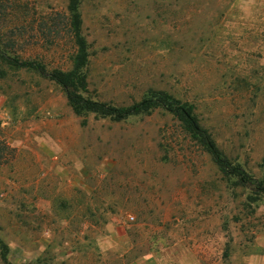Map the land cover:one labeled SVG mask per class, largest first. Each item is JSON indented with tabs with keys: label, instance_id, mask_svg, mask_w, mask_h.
<instances>
[{
	"label": "rangeland",
	"instance_id": "rangeland-1",
	"mask_svg": "<svg viewBox=\"0 0 264 264\" xmlns=\"http://www.w3.org/2000/svg\"><path fill=\"white\" fill-rule=\"evenodd\" d=\"M68 1L0 0L3 52L70 70ZM79 14L89 98L164 92L264 182V0H80ZM0 241V264H264V196L168 113L76 117L55 83L0 61Z\"/></svg>",
	"mask_w": 264,
	"mask_h": 264
},
{
	"label": "trees",
	"instance_id": "trees-1",
	"mask_svg": "<svg viewBox=\"0 0 264 264\" xmlns=\"http://www.w3.org/2000/svg\"><path fill=\"white\" fill-rule=\"evenodd\" d=\"M80 0H69L66 21L74 45L71 56V68L68 71L48 70L42 63L22 61L3 52L0 37V61L10 68L35 72L39 76L55 83L63 91L67 104L76 117L85 118L94 115L98 119H109L122 122L134 116L145 115L156 110L164 111L174 117L199 147L212 158L222 177L233 180L237 187L251 190L255 196H264V182L250 177L239 165L230 162L218 149L209 134L199 124L193 107L181 104L180 101L164 92H150L141 101L126 107H117L88 97V86L85 70L89 63L88 46L81 35L82 21L79 14ZM1 36V35H0ZM7 247L0 241V257L6 262Z\"/></svg>",
	"mask_w": 264,
	"mask_h": 264
},
{
	"label": "built area",
	"instance_id": "built-area-1",
	"mask_svg": "<svg viewBox=\"0 0 264 264\" xmlns=\"http://www.w3.org/2000/svg\"><path fill=\"white\" fill-rule=\"evenodd\" d=\"M131 220H132V218H131Z\"/></svg>",
	"mask_w": 264,
	"mask_h": 264
}]
</instances>
